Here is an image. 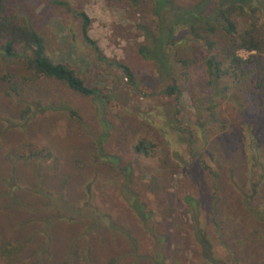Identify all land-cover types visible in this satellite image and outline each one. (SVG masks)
<instances>
[{
  "label": "rangeland",
  "instance_id": "1",
  "mask_svg": "<svg viewBox=\"0 0 264 264\" xmlns=\"http://www.w3.org/2000/svg\"><path fill=\"white\" fill-rule=\"evenodd\" d=\"M59 1L67 2L69 9L48 0H16L14 7L43 36L50 59L66 64L87 86L99 89L106 103L45 79L29 82L16 96L10 84L26 73L25 67L22 60L4 56L0 41V182L15 173L17 177L16 184L9 179L3 189L16 188L22 201L33 199L32 209H83L75 220L54 229L57 237L62 231L64 238L75 237L79 260L73 264H112V259L149 264L127 255L128 240L120 232L128 228L140 254L151 252L153 242L130 210V192L152 211L157 230L167 237L165 264H201L184 209H200L207 217L214 202L215 171L223 177L220 209H239L229 188L246 176L251 149L244 141L248 134L243 125L248 126L257 112L250 89L237 78L224 79L225 98L209 104L202 68L195 63L187 78L177 75L178 99L167 96L161 88L170 79H159L154 64L137 53L142 42L135 28L140 13L128 7L127 0ZM80 10L92 20L90 38L107 58L127 65L135 82L115 65L97 60L80 34L75 14ZM236 21L239 32L246 28L243 17ZM236 53L242 59L250 55L244 49ZM254 72L242 77L249 86ZM147 75L153 80L145 81ZM245 107L249 113L244 118L240 113ZM260 121L264 126V114ZM257 134L263 161L264 127ZM140 141L148 145L147 153L137 150ZM20 153L25 159L18 158ZM229 168L234 170L233 182ZM261 190L263 201L264 184ZM185 197L193 198L195 207ZM229 241L237 253L243 251L248 264H264V240L255 239L251 246L238 237ZM87 244L93 252L86 257ZM214 247L223 254L221 246Z\"/></svg>",
  "mask_w": 264,
  "mask_h": 264
},
{
  "label": "trees",
  "instance_id": "2",
  "mask_svg": "<svg viewBox=\"0 0 264 264\" xmlns=\"http://www.w3.org/2000/svg\"><path fill=\"white\" fill-rule=\"evenodd\" d=\"M15 1L0 0L2 53L5 57L22 60L26 71L11 81V92L18 96L29 82L55 80L72 91L92 96L105 104L106 100H102L99 89L87 86L66 64L55 63L50 59L43 36L27 20L17 15ZM48 1L69 9L65 1ZM127 5L140 13L135 28L142 42L137 45V53L154 64L159 79L163 80L164 75L170 79L161 88L163 94L178 99L180 89L177 75L187 78L190 67L195 63L202 68L203 90L207 95L210 94L206 98L209 104L217 98H225L227 86L223 85L226 82L224 79L229 82L237 78L240 85L250 89L248 92L256 102L257 112L248 126L243 123L248 134L244 135V141L251 149L245 162L246 176H239L241 182H233L234 170L228 169L233 182L229 189L235 193V203L239 209H220L223 177L219 171L212 172L215 179L212 184L214 202L212 209L206 211L207 217L201 216L200 209H184L188 217L189 237L196 245L201 264H248L243 251L237 253L229 239L238 237L242 242H248L249 246L255 239L264 240V200L259 198L264 184V157L262 161L257 146V132L264 127L260 121L264 114V0H194L185 3L177 0H127ZM75 14L80 19V34L94 51L97 60L115 65L123 71L129 82L134 81L127 65L107 58L96 41L90 38L88 30L92 20L88 15L82 10ZM238 16L247 21L246 28L240 32L236 21ZM240 49L250 53L247 59L237 55ZM248 71H255V75L253 73L250 77L254 82L251 86L242 78L247 76ZM143 78L145 81L153 80L150 75ZM248 113L245 107L241 109L240 115L245 118ZM147 147L144 141H140L137 150L147 153ZM39 154L34 156L39 157ZM110 157L114 163L117 162L115 156ZM18 158L25 159L21 153ZM247 164L250 167L247 168ZM9 179L16 184V173L0 182V264H48L54 260L55 264L78 262L75 237L72 240L64 238L63 231L59 234L63 236L57 237L54 229L58 224L75 220L77 213L83 209H32L33 199H24V202L22 195H17L19 191L16 188L3 189L2 184ZM130 194V210L153 244L150 253L140 254L136 237L125 228V231L120 230L128 240V254H125L133 256L137 263L165 264L167 237L157 230L152 211L146 209L137 194ZM185 201L195 207L193 198L185 197ZM22 206L31 209H22ZM67 240L69 245L66 244ZM217 244L222 247L223 254L215 250ZM92 252L87 244L85 256ZM110 262L120 264L113 259Z\"/></svg>",
  "mask_w": 264,
  "mask_h": 264
}]
</instances>
